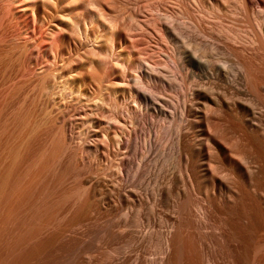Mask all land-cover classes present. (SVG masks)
Instances as JSON below:
<instances>
[{"label": "rangeland", "instance_id": "obj_1", "mask_svg": "<svg viewBox=\"0 0 264 264\" xmlns=\"http://www.w3.org/2000/svg\"><path fill=\"white\" fill-rule=\"evenodd\" d=\"M252 1L0 0V264H264L263 210L247 198L237 220L238 200L224 201L232 215L211 191L186 201L178 114L128 97L140 79L150 106L179 107L189 54L208 57L211 39L239 48L264 95V0ZM194 116L182 123L193 136Z\"/></svg>", "mask_w": 264, "mask_h": 264}, {"label": "bare ground", "instance_id": "obj_2", "mask_svg": "<svg viewBox=\"0 0 264 264\" xmlns=\"http://www.w3.org/2000/svg\"><path fill=\"white\" fill-rule=\"evenodd\" d=\"M246 1L254 4L252 0ZM168 25L171 32L177 30L174 24ZM234 42H237L236 38ZM258 44L260 45L255 39L251 41V45H255L256 50L259 49ZM206 45L209 50L208 57L200 53L198 46H194L189 54L194 81L188 96L182 93L183 100L179 107L171 106L166 99L161 100V103L154 102L155 104L150 106L149 96L140 89V84H143L140 79L135 80L128 97L137 106L151 107L156 114L171 117L178 114V143L175 154L180 172L177 177L184 181L186 201L192 194L197 195L200 191L208 201L211 191L210 206L221 215H232V212L224 209V201L238 200L240 206L237 220H240L245 216L243 207L249 202L246 201L249 198L263 210L264 216V189L259 186L258 175L260 171L264 178V100L261 99L264 95L260 90L255 92L250 87L251 74L237 53L239 48L221 49L213 39ZM148 68V77L153 81H158L162 77L163 74H157V69L152 65ZM163 83L167 85L166 82ZM192 113L195 115L196 135L194 136L191 135L189 128L186 130L182 128L185 117ZM220 121L222 127L216 126L214 130L211 129L213 124H218ZM146 142L148 143V140ZM227 144L230 147H226ZM219 160L226 161L237 181L230 191H226L223 187L226 183L225 178L216 174L221 166L218 165ZM252 162L256 165L252 166ZM125 163L123 165L126 166ZM242 174L245 181L239 186ZM165 190L169 192L168 188ZM178 208L183 211L191 210L184 204H178ZM196 211L201 219L207 217L205 209L200 205H196ZM234 220H229L228 224H232ZM165 248H171L169 240L165 241Z\"/></svg>", "mask_w": 264, "mask_h": 264}]
</instances>
